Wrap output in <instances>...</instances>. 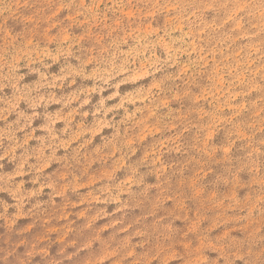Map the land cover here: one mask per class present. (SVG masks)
Returning a JSON list of instances; mask_svg holds the SVG:
<instances>
[{
	"label": "rangeland",
	"instance_id": "374dc122",
	"mask_svg": "<svg viewBox=\"0 0 264 264\" xmlns=\"http://www.w3.org/2000/svg\"><path fill=\"white\" fill-rule=\"evenodd\" d=\"M0 264H264V0H0Z\"/></svg>",
	"mask_w": 264,
	"mask_h": 264
}]
</instances>
